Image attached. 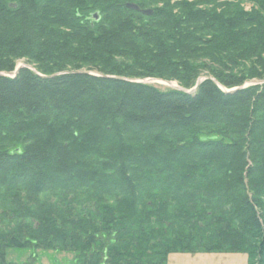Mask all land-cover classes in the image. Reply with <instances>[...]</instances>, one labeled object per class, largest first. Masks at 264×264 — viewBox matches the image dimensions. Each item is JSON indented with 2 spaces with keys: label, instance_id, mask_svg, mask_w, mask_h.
<instances>
[{
  "label": "trees",
  "instance_id": "1",
  "mask_svg": "<svg viewBox=\"0 0 264 264\" xmlns=\"http://www.w3.org/2000/svg\"><path fill=\"white\" fill-rule=\"evenodd\" d=\"M9 249L264 264V0H0V264Z\"/></svg>",
  "mask_w": 264,
  "mask_h": 264
},
{
  "label": "rangeland",
  "instance_id": "2",
  "mask_svg": "<svg viewBox=\"0 0 264 264\" xmlns=\"http://www.w3.org/2000/svg\"><path fill=\"white\" fill-rule=\"evenodd\" d=\"M248 8V5L245 6ZM17 66L27 65L35 69L26 59L17 60ZM16 66V67H17ZM203 77V76H202ZM205 78V77H204ZM148 79V78H146ZM161 90L178 86L176 81H165L154 79L148 81ZM259 82L257 80L247 81L245 85ZM170 83V84H169ZM179 87V86H178ZM7 259L15 264H73V254L54 250L9 249ZM247 255L242 253H171L167 258V264H247Z\"/></svg>",
  "mask_w": 264,
  "mask_h": 264
},
{
  "label": "water",
  "instance_id": "3",
  "mask_svg": "<svg viewBox=\"0 0 264 264\" xmlns=\"http://www.w3.org/2000/svg\"><path fill=\"white\" fill-rule=\"evenodd\" d=\"M11 6L14 7V4H11ZM125 7L128 8V9H132V10H135V11H139V12H141V13L144 14V15H151V14H152V9H149V8H148V9H141L137 4L132 3V2H127V3L125 4ZM98 18H99L98 12H95V13L93 14V20H98ZM23 66H24V65H23ZM23 66H17L16 69L12 72L11 75H15V74L17 73L18 69H19L20 67H23ZM204 79H205L204 77H200V78H198L196 85H195L192 89H190V90L182 89V88H180V87H178V86L173 87V88L178 89V90L185 91V92H187V93H191V92L195 91V89L198 87V85H199ZM150 80H154V79H149V78H148V79H135V80H132V81L142 82V83H149L148 81H150ZM169 84H170V83H169ZM245 86H247V85H245ZM236 89H237V88H232V89H230V90H226V92H232V91H234V90H236Z\"/></svg>",
  "mask_w": 264,
  "mask_h": 264
}]
</instances>
